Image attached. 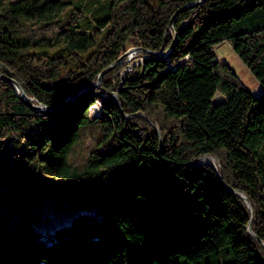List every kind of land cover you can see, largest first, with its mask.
I'll return each instance as SVG.
<instances>
[{
  "label": "trees",
  "instance_id": "obj_1",
  "mask_svg": "<svg viewBox=\"0 0 264 264\" xmlns=\"http://www.w3.org/2000/svg\"><path fill=\"white\" fill-rule=\"evenodd\" d=\"M193 1L0 0V62L35 102L52 106L94 83L130 38L143 56L52 112L0 79V200L19 207L14 228L0 217V264H264V0L183 7ZM221 40L259 94L216 58ZM19 130L14 160L29 189L2 157ZM48 142L54 174L37 180L31 164ZM204 154L216 169L192 163ZM45 200L95 205L99 217L78 214L45 241L28 221Z\"/></svg>",
  "mask_w": 264,
  "mask_h": 264
},
{
  "label": "rangeland",
  "instance_id": "obj_2",
  "mask_svg": "<svg viewBox=\"0 0 264 264\" xmlns=\"http://www.w3.org/2000/svg\"><path fill=\"white\" fill-rule=\"evenodd\" d=\"M7 1L8 0H4L3 4H6ZM133 41H135V38H130L126 44L124 55L122 56L121 61L124 62V67L120 71L121 77L126 71L134 69L142 61L143 56L140 52L141 48H139V46ZM58 46L59 43L55 44L51 50H54ZM133 49H135V51ZM214 51L216 53V58L220 61L227 62L252 94L257 95L261 92V83L248 70L246 65L232 50L227 41H219L214 46ZM66 59L68 60V57H66ZM68 62L71 64L70 60H68ZM63 72L64 69L61 70V74ZM95 105H97V103H94L90 108L91 115H96L100 110L98 106L94 109ZM29 126L30 125L28 124L24 125V130H27ZM19 133L20 130L10 132L7 135L5 139V146L2 148V157L7 168L11 172L17 174L18 181L21 186L25 189H29L35 185L34 182L29 178V175L25 170L17 173L18 168L14 160V153L22 146V142L19 139ZM41 156L43 157L42 160H38L36 163L31 164L30 176L37 180L41 179L42 177L52 176L54 174L51 142H48L44 146ZM215 162H217L216 159ZM18 214L19 207L15 201L11 199L0 200V217L7 221L10 229L14 228L16 225ZM78 214H92L99 217V211L95 205L91 207H66L65 203L61 202L60 205L56 206L48 200H45L40 204H32L28 217V221L32 230L31 234L32 236H38L45 241H49L54 238V235L60 230L61 227L68 225L72 218ZM41 264L47 263L42 261Z\"/></svg>",
  "mask_w": 264,
  "mask_h": 264
},
{
  "label": "water",
  "instance_id": "obj_3",
  "mask_svg": "<svg viewBox=\"0 0 264 264\" xmlns=\"http://www.w3.org/2000/svg\"><path fill=\"white\" fill-rule=\"evenodd\" d=\"M200 2V0H197V1H193V2H190L188 3L187 5H184L183 7H186V6H189V5H192V4H195V3H198ZM176 12L172 15L170 21H169V24H168V27L171 26L173 24V20H174V16H175ZM140 48V47H139ZM149 52H152L156 55H160V51H149ZM124 55V51L118 55V57L115 59V61L110 64L108 67L104 68L99 74H98V77H97V80L94 82V83H91V84H88V85H85V86H82L76 90H74L71 94H69L65 99H63L62 101H60L59 103L55 104V105H45L41 102H35L34 101V98L32 97H29L28 95H26V93L24 92V90L22 89V87L20 86V84L11 76V72L10 70L2 63L0 62V79H4L5 81L9 82L15 89L16 91V94L18 95V97L24 101L25 103H27L28 105L32 106L34 109L38 110V111H41V112H52V111H55L57 109H59L63 104H65L68 100H70L72 97H74L76 94H78L80 91L84 90V89H88V88H94L98 85L99 83V80L102 76V74L110 67H112L113 65L117 64V63H120L122 61V56ZM166 55V54H165ZM163 55V56H165ZM98 106V105H97ZM209 156H213L211 154H204L200 157H198L195 161H193L192 163L194 162H197V163H201V162H207L209 163L210 165H212L214 167V169H216V164L209 160ZM214 157V156H213ZM218 176L220 177V173L218 172ZM234 193L238 194L243 200L244 202L247 204L248 207H251L250 203H249V200L247 198V196L242 192V191H239V190H232ZM247 229L249 231H251V226H250V220L248 221V224H247ZM251 233L254 235V233L251 231ZM256 237V236H255Z\"/></svg>",
  "mask_w": 264,
  "mask_h": 264
},
{
  "label": "bare ground",
  "instance_id": "obj_4",
  "mask_svg": "<svg viewBox=\"0 0 264 264\" xmlns=\"http://www.w3.org/2000/svg\"><path fill=\"white\" fill-rule=\"evenodd\" d=\"M209 160H211V161H213L214 163H216L214 158H212V159H209Z\"/></svg>",
  "mask_w": 264,
  "mask_h": 264
},
{
  "label": "built area",
  "instance_id": "obj_5",
  "mask_svg": "<svg viewBox=\"0 0 264 264\" xmlns=\"http://www.w3.org/2000/svg\"><path fill=\"white\" fill-rule=\"evenodd\" d=\"M135 51V49H133ZM128 69V68H127Z\"/></svg>",
  "mask_w": 264,
  "mask_h": 264
}]
</instances>
